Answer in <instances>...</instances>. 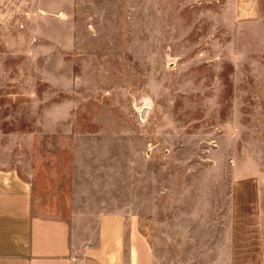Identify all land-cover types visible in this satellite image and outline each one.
Returning a JSON list of instances; mask_svg holds the SVG:
<instances>
[{
    "label": "rangeland",
    "instance_id": "obj_1",
    "mask_svg": "<svg viewBox=\"0 0 264 264\" xmlns=\"http://www.w3.org/2000/svg\"><path fill=\"white\" fill-rule=\"evenodd\" d=\"M0 170L38 215L135 216L157 264H225L228 231L239 261L264 232V0H0Z\"/></svg>",
    "mask_w": 264,
    "mask_h": 264
},
{
    "label": "crops",
    "instance_id": "obj_2",
    "mask_svg": "<svg viewBox=\"0 0 264 264\" xmlns=\"http://www.w3.org/2000/svg\"><path fill=\"white\" fill-rule=\"evenodd\" d=\"M260 226V205L254 203ZM246 233V234H245ZM241 259H231L228 231L225 264H264V232H244ZM0 264H157L135 216L120 211L73 213L67 218L33 211L29 183L0 170Z\"/></svg>",
    "mask_w": 264,
    "mask_h": 264
}]
</instances>
